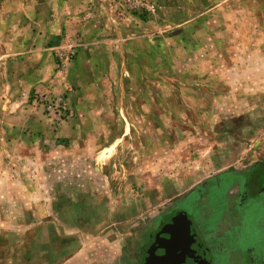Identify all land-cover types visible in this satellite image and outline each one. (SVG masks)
Here are the masks:
<instances>
[{"label":"rangeland","instance_id":"374dc122","mask_svg":"<svg viewBox=\"0 0 264 264\" xmlns=\"http://www.w3.org/2000/svg\"><path fill=\"white\" fill-rule=\"evenodd\" d=\"M263 161L264 0H0V264H99L118 234L138 264L195 187Z\"/></svg>","mask_w":264,"mask_h":264},{"label":"flooded vegetation","instance_id":"af4514ba","mask_svg":"<svg viewBox=\"0 0 264 264\" xmlns=\"http://www.w3.org/2000/svg\"><path fill=\"white\" fill-rule=\"evenodd\" d=\"M262 175L264 161L243 172L218 175L182 198L175 205L176 214L166 215L164 222L167 224L178 213L186 214L201 239L205 253L188 257V264H242L244 259L249 264H264V238L259 244L249 243V238L241 241V235L250 226L257 225L260 233H264ZM149 236L144 246L146 250L153 243L149 242ZM144 254L138 255V264H141Z\"/></svg>","mask_w":264,"mask_h":264},{"label":"water","instance_id":"95a60500","mask_svg":"<svg viewBox=\"0 0 264 264\" xmlns=\"http://www.w3.org/2000/svg\"><path fill=\"white\" fill-rule=\"evenodd\" d=\"M204 249L190 218L175 215L157 233L143 264H188L187 258L203 255Z\"/></svg>","mask_w":264,"mask_h":264},{"label":"crops","instance_id":"0c3cea01","mask_svg":"<svg viewBox=\"0 0 264 264\" xmlns=\"http://www.w3.org/2000/svg\"><path fill=\"white\" fill-rule=\"evenodd\" d=\"M110 232L113 233L114 229L112 228L110 230ZM57 235L59 236L60 234L56 233L54 235L55 239H56ZM115 238L116 239L112 238V240H109V239L99 240V264H118L117 262L120 261L121 256H122L123 251H124V248H123L124 246L121 243L122 240L120 239L119 234ZM62 240L64 243L63 246H66V245H68V243H71V242H78V240H70L69 238L68 239L62 238ZM17 243H19V242H17ZM33 245H35V244L32 243V246ZM36 245L40 246L39 244H36ZM43 246L46 247L45 244ZM73 252L68 254L66 251H64L63 253H61L59 251L56 258H55V255L50 254V255H48L49 257L47 259H40L38 262H35V261L33 262V260H31V262H33V264H48V263H52L54 261L56 262L55 264H58V263H61V264H88L89 260L87 258L86 252H84L81 249H79V251L75 250ZM27 257H26V259H28ZM58 257H60V258H58ZM62 258H65V259H62ZM120 263L121 264H132V262L130 260H128V262H124V263L120 262Z\"/></svg>","mask_w":264,"mask_h":264}]
</instances>
